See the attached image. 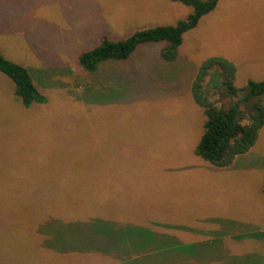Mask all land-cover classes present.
Returning <instances> with one entry per match:
<instances>
[{"label": "rangeland", "instance_id": "374dc122", "mask_svg": "<svg viewBox=\"0 0 264 264\" xmlns=\"http://www.w3.org/2000/svg\"><path fill=\"white\" fill-rule=\"evenodd\" d=\"M190 12L172 0H0V52L47 98L24 107L0 72V264H52L37 222L72 206L95 214L98 203L134 222L128 245L162 247L169 264H264V129L230 165L214 166L195 154L204 115L191 93L199 65L220 56L235 64L240 90L211 82L215 105L238 104L244 123L264 105L246 90L264 80V0H218L172 61L160 57L164 42H146L94 73L78 65L103 37Z\"/></svg>", "mask_w": 264, "mask_h": 264}, {"label": "trees", "instance_id": "16d2710c", "mask_svg": "<svg viewBox=\"0 0 264 264\" xmlns=\"http://www.w3.org/2000/svg\"><path fill=\"white\" fill-rule=\"evenodd\" d=\"M172 1L181 2L191 7V12L174 25H161L138 30L117 41L103 37L97 46L79 54V67L87 73H94L103 62L126 59L139 44L146 42H164V47L160 50V57L166 61L174 60L177 57L178 47L182 43L184 33L194 28L204 14L213 10L218 0ZM0 72L13 82L14 94L24 107H28L34 102L44 103L46 101L47 98L37 88L30 71L21 64L4 57L1 52ZM235 74L236 66L233 62L224 57L211 56L199 65L191 83L192 97L202 108L204 115L203 130L195 146V154L217 167L228 166L236 156L246 153L255 143L259 130L264 129V105L262 103L252 106L253 111L249 113L247 122L244 123L237 115L238 104L229 105L227 108L217 107L211 99L213 90L211 82L218 78L222 79L221 86L228 94L236 95L238 93L240 89L234 85ZM246 90L248 97L263 96L264 80H250ZM262 191L264 192V184ZM63 214L54 213L56 218L53 221L55 234H59L61 237L67 235L68 238L75 239L81 236L87 238L98 236L106 240V245L108 244L110 249L115 248L113 242L116 239V232L110 223L93 219L92 223L87 225L91 228L85 230V226L82 224L70 222L73 220H58L59 217H63ZM120 238L124 240L125 237L121 236ZM126 247L125 245L120 246L118 254H126L127 251L123 250ZM121 260H125V258H121Z\"/></svg>", "mask_w": 264, "mask_h": 264}, {"label": "crops", "instance_id": "0c3cea01", "mask_svg": "<svg viewBox=\"0 0 264 264\" xmlns=\"http://www.w3.org/2000/svg\"><path fill=\"white\" fill-rule=\"evenodd\" d=\"M74 194V193H73ZM54 198V192H53ZM55 201V200H54ZM54 205V204H53ZM101 203L96 205V213L88 214L84 210L86 207L83 206H72V208L79 209L78 212L75 209L63 214V217H59L58 220H73L70 222H77L82 224V226L88 227L87 225L92 223L93 219L102 221L104 223H110L112 229L116 232V239L113 242L115 248H109L106 245V240L101 239L98 236H92L87 238L79 237L75 239L73 237H67L59 234H55V229L53 227V221L55 218L54 213L47 215L37 222V230H42V237L48 234L50 239V245L52 244V264H169L173 263V256L170 258L162 259V247L154 249H142L139 247H132L126 242V238L122 240L120 237H126L125 232L133 226L134 222L128 221L127 215L121 213L112 214L101 212ZM68 212V213H67ZM72 214V215H71ZM50 223V226H49ZM47 224L49 227H47ZM137 225V224H136ZM118 231H117V230ZM48 231V232H47ZM89 231V230H88ZM92 234V233H91ZM129 234L127 236H129ZM128 238V237H127ZM129 239V238H128ZM56 241H61L63 244H56ZM112 244V243H111ZM127 246L126 254H118L120 246ZM122 249V248H121ZM166 249V248H164ZM112 250H116L113 252ZM117 252V253H116ZM109 253V254H104ZM165 254L169 252H164ZM125 258V260H121Z\"/></svg>", "mask_w": 264, "mask_h": 264}]
</instances>
